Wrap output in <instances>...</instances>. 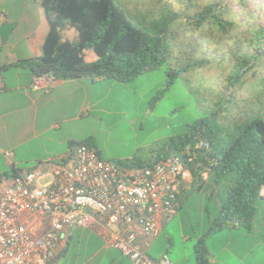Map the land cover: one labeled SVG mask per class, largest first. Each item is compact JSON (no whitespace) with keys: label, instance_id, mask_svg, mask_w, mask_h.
Masks as SVG:
<instances>
[{"label":"trees","instance_id":"obj_1","mask_svg":"<svg viewBox=\"0 0 264 264\" xmlns=\"http://www.w3.org/2000/svg\"><path fill=\"white\" fill-rule=\"evenodd\" d=\"M36 1L46 24L42 54L0 64V75L17 66L55 81L87 77L130 82L171 60L170 81L198 67L216 66L230 69L227 79L242 85L244 73L251 71L252 81L264 87V0H152L147 12L141 4L129 7L119 0ZM128 10L147 14L153 31L136 23ZM226 98L227 105L217 102L149 161H127L154 165L171 154H195L201 164L193 174L197 189L206 181L203 169L214 173L216 181L235 173L222 208L195 245L197 264H214L206 243L209 236L232 226L251 227L257 202L264 200V117L252 110L239 112L232 123L221 121L234 99ZM201 142L204 145L198 146ZM78 143L92 146V139L71 141L70 148ZM187 148L190 155L183 153Z\"/></svg>","mask_w":264,"mask_h":264},{"label":"rangeland","instance_id":"obj_2","mask_svg":"<svg viewBox=\"0 0 264 264\" xmlns=\"http://www.w3.org/2000/svg\"><path fill=\"white\" fill-rule=\"evenodd\" d=\"M119 1L129 4V7L141 4L144 12L151 9L149 4L152 2ZM37 4L36 0H9L12 12L20 17L24 12L26 18L21 27L18 26L14 42L23 33L35 30L39 24ZM128 12L136 23L153 31L147 14L137 16L132 10ZM15 28L11 27L10 34ZM43 33H46V26L41 24ZM17 49L21 52L26 50L25 40L17 42ZM171 62L169 60L159 68L142 73L130 82L104 79V85L98 91L99 105L96 107L99 110L94 109L81 121L69 122V126L73 125L76 131L72 134L83 139L91 137L92 147L99 151L102 158L110 162L121 161L126 167L131 158L149 161L171 137L184 133L188 124L214 110L217 102L227 105L226 94L234 99L225 110L228 117H220L221 121L232 123L239 117V112L252 110L264 117V98L261 96L264 87L252 81L251 71L244 73V85L227 79L230 69L216 66L198 67L170 81V71L174 68ZM13 71L9 68L4 73ZM41 153L44 151L41 150ZM19 167L24 171L49 169V164L47 161L25 162ZM235 177L232 172L216 181V175L209 173L201 189H197L193 182L189 183L180 197L177 214L166 224L158 240L151 243L149 255L168 252L174 264H197L195 245L218 215ZM253 225L251 232L242 227L231 230L232 233L237 232L232 235L229 229H224L207 238V246L215 254L216 264H264V200L257 202ZM71 235L59 252V264H112L109 255L118 254L115 249L105 248L103 239L95 230L75 227Z\"/></svg>","mask_w":264,"mask_h":264},{"label":"built area","instance_id":"obj_3","mask_svg":"<svg viewBox=\"0 0 264 264\" xmlns=\"http://www.w3.org/2000/svg\"><path fill=\"white\" fill-rule=\"evenodd\" d=\"M54 83L39 75L32 88L50 90ZM195 159L171 154L154 165L123 167L78 143L49 160V169L19 172L0 191V264H59V243L75 227L95 230L132 264H172L167 253L154 259L147 251L177 214L179 195L201 165ZM209 173L201 171L204 179Z\"/></svg>","mask_w":264,"mask_h":264},{"label":"crops","instance_id":"obj_4","mask_svg":"<svg viewBox=\"0 0 264 264\" xmlns=\"http://www.w3.org/2000/svg\"><path fill=\"white\" fill-rule=\"evenodd\" d=\"M36 12L39 24L34 28L35 30L23 33L14 42L18 26L21 27L26 19L25 13L23 12L20 17L10 9L9 0H0V64H10L42 54L46 33L41 34V24L45 26L46 24L39 3ZM13 26L16 28L11 35L10 30ZM23 40H25L26 50L21 52L17 49V42ZM10 68L14 71L0 75L2 81V87H0V190L10 183L14 173L24 171L19 167L20 163L48 162L51 159H58L67 153L71 141L85 140L72 134L76 131L73 125L69 126V122L81 121L94 109L99 110L96 107L99 105L98 91L104 85L102 78L82 77L56 81L50 90L33 89L35 75L29 69L17 66ZM41 150L44 151L43 154ZM38 152L40 154H37ZM169 221L163 225L159 235L152 240V244L164 232ZM253 226L244 228L251 232L254 229ZM242 227L237 225L227 229L232 233L231 230ZM72 229L74 228L68 230L66 237L59 243V251L57 249L59 257V252L63 250L62 245L64 246L72 236ZM208 249L211 261L216 264L215 254L211 247ZM147 253L149 254L148 251ZM166 253L168 254L165 252L150 256L158 259ZM109 257L112 264H132L119 251L116 256L109 255ZM170 259L172 261L171 257ZM172 264H174L173 261Z\"/></svg>","mask_w":264,"mask_h":264}]
</instances>
